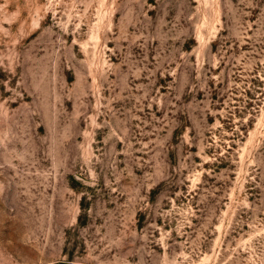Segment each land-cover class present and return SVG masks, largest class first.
<instances>
[{"label": "rangeland", "instance_id": "rangeland-1", "mask_svg": "<svg viewBox=\"0 0 264 264\" xmlns=\"http://www.w3.org/2000/svg\"><path fill=\"white\" fill-rule=\"evenodd\" d=\"M0 264H264V0H0Z\"/></svg>", "mask_w": 264, "mask_h": 264}]
</instances>
